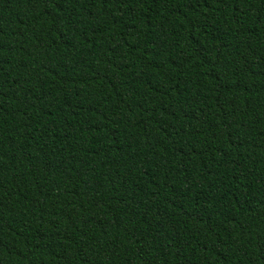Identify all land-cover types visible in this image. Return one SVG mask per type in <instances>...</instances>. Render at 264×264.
Returning a JSON list of instances; mask_svg holds the SVG:
<instances>
[{
  "label": "trees",
  "instance_id": "obj_1",
  "mask_svg": "<svg viewBox=\"0 0 264 264\" xmlns=\"http://www.w3.org/2000/svg\"><path fill=\"white\" fill-rule=\"evenodd\" d=\"M0 264H264V0H0Z\"/></svg>",
  "mask_w": 264,
  "mask_h": 264
}]
</instances>
